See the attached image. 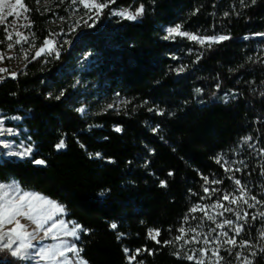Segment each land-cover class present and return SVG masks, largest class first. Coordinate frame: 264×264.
I'll use <instances>...</instances> for the list:
<instances>
[{
    "label": "trees",
    "instance_id": "1",
    "mask_svg": "<svg viewBox=\"0 0 264 264\" xmlns=\"http://www.w3.org/2000/svg\"><path fill=\"white\" fill-rule=\"evenodd\" d=\"M36 1L23 0L35 47L15 78L0 81V111L20 118L34 149L2 158L0 182L14 179L61 204L82 226L77 243L88 264H130L124 249H148L144 264H195L174 237L193 205L216 199L204 188L217 194L235 178L264 176V0H115L144 12L134 21L92 17L56 52L33 59L51 32ZM177 25L230 39L210 47L164 39ZM116 98L121 107L107 108ZM251 252L264 264V253ZM0 264L21 260L5 250Z\"/></svg>",
    "mask_w": 264,
    "mask_h": 264
},
{
    "label": "snow or ice",
    "instance_id": "2",
    "mask_svg": "<svg viewBox=\"0 0 264 264\" xmlns=\"http://www.w3.org/2000/svg\"><path fill=\"white\" fill-rule=\"evenodd\" d=\"M77 0H73V3H76ZM80 4L84 6L85 9H96L97 14L102 11L105 7L108 6L109 3H114L115 0H105V2H99V0H78ZM243 2V0H241ZM39 3V0H37ZM47 3V0H45ZM252 3H255V0H252ZM17 6L23 9L24 12L30 11L22 2V0H16L15 4L10 5L11 9H15ZM4 11V0H0V24L4 25V31L6 33L5 40L13 41V32L9 31V25L6 23V17L2 14ZM144 12V6L140 5L134 12H129L127 10L118 13L119 15L127 18L128 20H136L139 16H141ZM8 16H15L12 21V24L16 23V18H19V13H14L13 11H9L7 13ZM24 19L27 20L28 17L24 16ZM21 27L31 28V22L29 21L27 24L21 25ZM264 35V34H259ZM15 36L18 37L14 42L7 43V49L11 50L15 47V45L21 44L22 41L28 42V36H25L23 33L19 31H15ZM176 36L186 37L191 39L201 45L205 43L210 47L213 43H219L225 40L230 39L227 35H219V36H209V37H201L195 34H189L187 32L181 31V27L179 25L167 29V35L164 39L174 38ZM0 43H4V41H0ZM35 47V45H32ZM54 41L51 39H46L43 41V45L37 49L33 59L39 57L44 53L51 54L54 51ZM27 49L23 50L24 59L28 58ZM58 56L59 53L57 52ZM5 58L11 60L15 57L7 56L6 53L0 52V62H2ZM179 71H183V68L179 69ZM3 74H8L12 76V78L16 77L15 72H11L8 68H0V80H3L5 76ZM197 91H200L199 89ZM111 107V105L109 106ZM77 111L83 112L84 109H77ZM116 131H121L120 128H116ZM252 139L251 137L245 138V142L247 140ZM57 149L65 147L64 142L61 141L56 145ZM264 152V150H261ZM11 155H19V156H28L31 154V148H25L22 152L10 153ZM97 156L100 154L97 153ZM221 160L217 159V163H220ZM35 164L43 165L45 161L43 160H35ZM227 163V162H225ZM225 171H230L229 168H225ZM236 171H240V169H236ZM171 175V173H170ZM204 183L207 185L211 184H220L222 181L220 180H211L209 181L208 177H204ZM229 179H234L233 177H229ZM235 185L237 186V191L239 195L234 194H224L221 198L217 199V201L211 205H195L190 211L195 213L197 211L202 212L208 220L215 221V217L212 215H208L207 209L209 207L214 209H223V212H233L232 208H229L222 204L220 201H227L228 204H238L240 201H243L248 208H255L256 204L264 203V201H259L256 199L254 195H248V191L246 186L241 185V181L239 179L234 180ZM161 186H165V182H161ZM217 192L219 191L216 188H212L211 190L208 187L204 188V193L209 192ZM10 193H14L11 195ZM103 195V193H101ZM205 197H201L204 199ZM254 201L255 203H250L249 201ZM52 209H56L58 212L62 213L64 211L63 206L57 204L54 201L47 199L36 193H31L27 191H21L18 186H11L6 190V186L0 184V251L7 250L12 257L19 258L21 260L32 259L35 261V264H88V262L80 255L82 249L78 248L75 243H70L67 240L62 239V237H72L74 239H79L78 232L82 228V226L77 225L75 223L72 224V227L69 228L68 223L62 219H55L52 213ZM223 212H218L217 215L222 216ZM249 216V213L244 212L243 215L239 211H235V221L231 219H225L222 222L216 223V229H224L225 226H229L232 228L233 235H229L228 231H222L218 233L217 238L213 241H210L207 237L204 239L203 243L208 245L209 243L218 244L217 247L213 249H209L207 247L200 248L199 256L201 258H197L195 253L196 249H193V255H187L185 258L188 261L195 260V264H205L203 257L207 256L208 252L211 251L213 257H215L214 264H220L223 257L220 256V251L225 246L230 245L232 248H248L251 247L248 240H240L237 241L236 237L240 235L243 231L244 226L242 224L237 223L240 220H246ZM259 216L264 217V211L259 213ZM20 218L27 219L36 227L32 231H28L27 225L22 224ZM255 220L256 215H252L251 217ZM187 219V217L185 218ZM50 225L45 228L46 224ZM14 224V227L7 228L5 230L6 225ZM233 225H235L233 227ZM111 227L116 229L117 225L112 224ZM216 229H212L213 232ZM42 231L43 235L40 236V239L51 238L52 240H59V243L43 245L39 248L36 247L32 243L33 240L36 239V235L38 232ZM189 232H195V229H188ZM181 235L175 237L176 241H181L185 244L197 241V235H193L191 241L184 239V236L187 235L185 229L181 227L179 229ZM160 234L159 229H150L148 232V238L153 239L156 243H161L157 237ZM123 234H118L117 238ZM261 238L264 239V233L261 234ZM165 244H171L173 241H164ZM16 245L15 247H13ZM29 250H34L29 252ZM226 251L231 252V248H225ZM260 252L264 253V247H261ZM126 253L129 252V249H124ZM141 251H149L148 249H137L134 255H130L128 257L129 262L131 264L132 261L136 259V256L140 254ZM71 254V256H69ZM256 252H251L250 256H255ZM237 260H241V264H253V261L249 258V256H243L242 252L237 251L235 253Z\"/></svg>",
    "mask_w": 264,
    "mask_h": 264
},
{
    "label": "rangeland",
    "instance_id": "3",
    "mask_svg": "<svg viewBox=\"0 0 264 264\" xmlns=\"http://www.w3.org/2000/svg\"><path fill=\"white\" fill-rule=\"evenodd\" d=\"M99 2H105V0H99ZM15 3H16V0H4V11L2 13L6 17V23L10 26L9 31L13 32V41L5 40L6 33L4 31V25L0 24V41H4V43H1V45L3 46V50H0V52L6 53L7 56H13L15 58L11 60L5 58L2 62H0V68H8L11 72L17 73V71L24 66L25 61H26V59H24L23 50L25 49L29 50L28 51V56H29L30 52L33 49L32 45L34 44H33L32 35L30 33V29L21 27V25L27 24L29 22V19L27 20L24 19V16L28 17L27 12H24L23 9L19 8V6H17L15 9H11L10 5L15 4ZM37 5H38V8H40V10H42L45 13L50 14L49 27L51 29V32L46 39H51L54 41L55 50L53 52H56V47H57L56 45H59V47H61L62 45L68 43L72 35L75 32L79 31L83 22L87 21L88 19L92 17H100L102 14L107 13V12H110L113 15L121 16L118 13L127 10V9L115 8L113 7V3H109L107 7H105L102 11L99 12V14H97L96 9H85L84 6L78 2V0L76 3H73V0H47V3H45V0H39V3H37ZM10 10L13 11L14 13L20 14L19 18H16L15 24H12V21L15 18V16L7 15V13ZM127 11L130 12V10H127ZM172 27H175V26H172ZM172 27L164 28V37L167 35V29L172 28ZM15 31H19L23 33L25 36H28L29 38L28 42L22 41L21 44L15 45L13 49L8 50L7 43L14 42L15 39L18 38L15 36ZM181 31L187 32L182 29ZM187 33L194 34L190 32H187ZM204 37H209V36H204ZM262 37L264 38V35H262ZM173 39H175V37L169 38V40H173ZM188 40H191V39H188ZM76 59L80 67H83V63H84L83 56L82 55L78 56ZM3 75L5 76V78L12 77L8 74H3ZM123 103L124 101L121 98H116L111 103L107 104L106 107L113 108V109H119ZM110 105L111 107H109ZM81 108H83L84 111L83 112L79 111L80 113H84L87 110V106L85 104H82L79 107V109ZM19 121H20V118L17 115H4L3 112L0 111V160L2 158L12 157V156L23 158L25 156L11 155L10 153H13V152L19 153V152H22L25 148H29V147L31 148V151L34 149L32 146V142H30L28 137L24 135V129L19 127L18 125ZM255 148L256 147L253 142L254 151H255ZM238 162H239L238 160H233L232 164H238ZM235 179H239L241 181V185L246 186L249 197L254 195L257 200L264 201V176L255 179V181H248L246 179L245 181H242L240 178H235ZM0 184L5 185L6 190L10 188L11 186H18L22 192L27 191L31 193H36L43 197H46L47 199L51 201H54L48 196H45L36 190L22 188L19 185V183L14 179H11L5 182H0ZM10 194L14 195V193H10ZM214 194L216 195V199L213 201H209L208 204H205V205H211L215 203L217 199L221 198L224 194L239 195V192L237 191V186L234 183L231 186V188H229V190L225 189V191L219 192L217 194L215 192L214 193L211 192L210 196ZM220 202L224 204L225 206L232 208L234 211L233 212H223V209H214V208L209 207L207 209L208 215L214 216L215 221L208 220L207 217L200 211L192 213L190 210L197 204L193 205L188 212L189 214L186 215L182 219V222L179 225V228L177 230L176 236L181 235V233L179 232V229L183 227L185 229V232L187 233V235L184 236V239L191 241L192 236L197 235V241L185 244L183 240L176 241L175 240L176 236H175L174 237L175 246L185 257L187 255H193L194 254L193 249H196L197 252L195 253V255L199 259L201 258L199 256V251H198L200 248L207 247L209 249H213L218 246V244H215V243H209L208 245H205L203 241L206 237L210 241H213L217 238L218 233L222 231H228L230 236L233 235L231 227L226 225L224 229H216V223L222 222L225 219H231L235 221L236 219L235 211H239L242 215L244 212H247L249 213V216L247 217V219L240 220L237 222L239 224H242L244 228H243V231L240 233V235L236 237V239L237 241L248 240L251 247L240 249V248H232V246L227 245L225 246V248H231V252L226 251L225 248H222L220 251V256L223 257L220 264H241V260H237L235 256V253L237 251L242 252L243 256H249L250 258V254L248 253H250L253 250H259L261 247H264V239L261 238V234L264 233V217L259 216V213L264 211V203L256 204L255 208H248L247 205L243 203V201H240L238 204H235V205L228 204L227 201H223L222 199ZM249 202L255 203L254 201H251V200ZM218 212H223V215L222 216L217 215ZM52 213L55 219H62L66 221L68 223L69 228L72 227L73 223L79 225L73 219L66 218L65 209L62 213L58 212L56 209H52ZM252 215H256L257 218L253 220L251 218ZM186 217L187 219H185ZM20 221L22 224L27 225L28 231H32L36 227L34 224H32L27 219L20 218ZM50 223L51 222H49V224H46L45 228L48 227ZM234 226L235 225H233V227ZM11 227H14V224L6 225L5 230ZM190 228L195 229V232L194 233L189 232L188 229ZM212 229H216V231L213 232ZM80 230L78 232L79 237H80ZM42 235H43L42 231L38 232L36 235V239L32 241V243L36 245L37 248L43 245H50V244H55V243L60 242L59 240H52L51 238L41 240L40 236ZM62 239L67 240L70 243H75L77 247L79 248L78 243H77L79 239H74L72 237H62ZM15 246L16 245H14L13 247ZM32 251L34 250H29V252H32ZM135 252L136 250L129 249V252L126 253L128 262H129L128 257L130 255H134ZM232 252H234V254H232ZM142 254H143V251H141L140 254L136 256V259L132 261L131 264H144L143 260L141 259ZM69 256H71V254H69ZM228 256H230V258ZM203 259H204L205 264H214L216 258L213 257L211 254V251H209L207 256H204ZM21 264H35V261L32 259L21 260Z\"/></svg>",
    "mask_w": 264,
    "mask_h": 264
}]
</instances>
